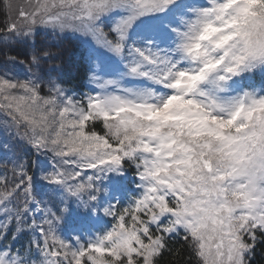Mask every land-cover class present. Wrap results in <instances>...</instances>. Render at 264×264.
<instances>
[{
    "label": "snow or ice",
    "instance_id": "1",
    "mask_svg": "<svg viewBox=\"0 0 264 264\" xmlns=\"http://www.w3.org/2000/svg\"><path fill=\"white\" fill-rule=\"evenodd\" d=\"M41 31L82 48L91 87L79 98L65 69L42 68L55 57ZM13 45L30 49L28 75L0 74V114L37 159L0 172V264H160L180 240L196 264H252L264 246V0H26L0 29ZM128 167L138 195L119 207ZM70 201L114 223L63 238Z\"/></svg>",
    "mask_w": 264,
    "mask_h": 264
},
{
    "label": "trees",
    "instance_id": "2",
    "mask_svg": "<svg viewBox=\"0 0 264 264\" xmlns=\"http://www.w3.org/2000/svg\"><path fill=\"white\" fill-rule=\"evenodd\" d=\"M11 1L12 0H0V29H4L7 26L10 18L12 20L17 18V9L20 8L22 3L17 8L13 9L12 7H9ZM20 1L26 2V0ZM36 45L38 48H47L55 57L53 60L44 63L42 65L43 69L47 66H59L65 69V72L69 73L64 77L66 81L65 86L71 87L72 90L80 91L82 88V81L85 79V72L81 63L82 48L79 43L70 39H60L59 37H54L50 33L41 31L36 37ZM29 52L30 49L24 45H13L8 48L0 46V63L6 62L7 57L14 56L17 58L18 64H20L19 61H25L24 64L20 65L28 70ZM258 79L259 78L257 77V80ZM94 128L98 134H103L104 128L101 122H96ZM25 149L27 148L25 147ZM31 155L34 156V154L30 152L29 158L34 160V157H30ZM30 171L32 172L31 168ZM132 173L133 169L128 167V174L131 175ZM27 239L28 235L22 234L21 238L14 243V248L25 245ZM170 247L173 248V252H166L160 264H196L195 259H190L189 249L186 246H183L182 240L179 242L173 241ZM252 264H264V246L257 248Z\"/></svg>",
    "mask_w": 264,
    "mask_h": 264
},
{
    "label": "rangeland",
    "instance_id": "3",
    "mask_svg": "<svg viewBox=\"0 0 264 264\" xmlns=\"http://www.w3.org/2000/svg\"><path fill=\"white\" fill-rule=\"evenodd\" d=\"M25 4L26 2H21L20 0H12L10 7L15 9L19 5L22 6ZM49 67H52V66H47L44 69H47ZM5 71H7L10 76L17 77L20 79H24L28 75V70L18 63L12 64L8 62H1L0 63V74H3V72ZM55 75L56 73L53 72V76ZM259 83H260V78L257 80V84ZM81 85H82V88L80 91L73 90L77 94V98H79L82 93L89 91L91 87L87 85L85 79L82 81ZM43 93L47 94L46 87L43 89ZM3 119H4L3 115L0 114V146L7 145L8 148L7 149L0 148V172H4V170H9V175H10L11 174L10 169L12 167L13 161L18 160L19 158L25 157L26 153H27V158L30 161L32 160L29 158L30 152L27 149H25L26 146L19 143L6 130L5 125L3 123ZM30 157L32 158L34 157V160L37 159L35 155L34 156L31 155ZM40 162L42 164L45 162L50 163L51 156L49 155L47 157H40ZM31 170L36 176L38 187H41L39 185V168H31ZM86 171L88 174H91L92 170H86ZM132 179H133V175L129 174V188H132V185L130 183ZM113 182L115 181L110 179L109 183H113ZM47 191L48 189L41 187V194L37 195V199L38 200L43 199L44 196L42 195V193L47 192ZM134 194L138 195V193L135 192L134 188H132L131 191L124 192L120 196V204L118 206L119 207L127 206V204L129 203V201L131 200ZM50 202L56 206L63 207L62 205H59L58 200H51ZM68 209L69 210L65 214L63 223L58 228V235L66 239L74 238V236L78 234L84 237L85 239H87L90 235L94 236L95 234L103 231L105 228L110 227L111 224L114 223L111 217H104L102 211L97 215L83 207L77 208L75 201L69 202Z\"/></svg>",
    "mask_w": 264,
    "mask_h": 264
}]
</instances>
